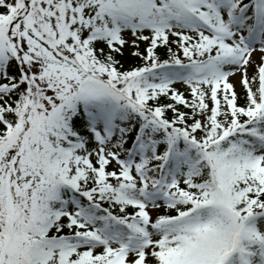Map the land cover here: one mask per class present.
I'll return each mask as SVG.
<instances>
[{"label":"snow or ice","instance_id":"snow-or-ice-1","mask_svg":"<svg viewBox=\"0 0 264 264\" xmlns=\"http://www.w3.org/2000/svg\"><path fill=\"white\" fill-rule=\"evenodd\" d=\"M0 264H264V0H0Z\"/></svg>","mask_w":264,"mask_h":264}]
</instances>
